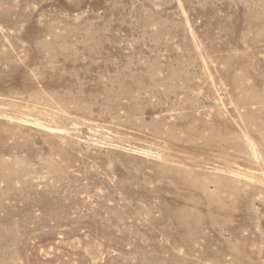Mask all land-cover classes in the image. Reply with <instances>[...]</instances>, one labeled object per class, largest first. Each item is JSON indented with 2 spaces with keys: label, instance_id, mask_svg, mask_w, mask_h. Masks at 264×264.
Masks as SVG:
<instances>
[{
  "label": "rangeland",
  "instance_id": "1",
  "mask_svg": "<svg viewBox=\"0 0 264 264\" xmlns=\"http://www.w3.org/2000/svg\"><path fill=\"white\" fill-rule=\"evenodd\" d=\"M0 264H264V0H0Z\"/></svg>",
  "mask_w": 264,
  "mask_h": 264
}]
</instances>
